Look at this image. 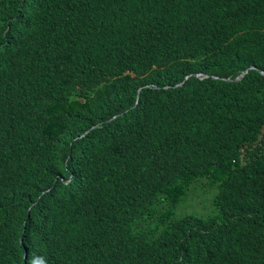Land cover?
<instances>
[{"label":"trees","instance_id":"obj_1","mask_svg":"<svg viewBox=\"0 0 264 264\" xmlns=\"http://www.w3.org/2000/svg\"><path fill=\"white\" fill-rule=\"evenodd\" d=\"M0 264H264V0H0Z\"/></svg>","mask_w":264,"mask_h":264},{"label":"rangeland","instance_id":"obj_2","mask_svg":"<svg viewBox=\"0 0 264 264\" xmlns=\"http://www.w3.org/2000/svg\"><path fill=\"white\" fill-rule=\"evenodd\" d=\"M216 188L211 186L205 178H199L187 195L175 207L174 215L195 214L206 215L212 211V198Z\"/></svg>","mask_w":264,"mask_h":264},{"label":"water","instance_id":"obj_3","mask_svg":"<svg viewBox=\"0 0 264 264\" xmlns=\"http://www.w3.org/2000/svg\"><path fill=\"white\" fill-rule=\"evenodd\" d=\"M247 70H248V69H247ZM247 70H246V71H247ZM246 71H245V72H246ZM242 75H243V74H242ZM240 76H241V75H240Z\"/></svg>","mask_w":264,"mask_h":264}]
</instances>
